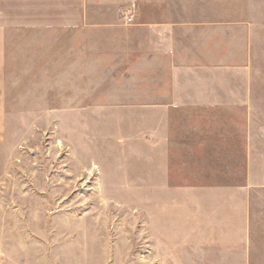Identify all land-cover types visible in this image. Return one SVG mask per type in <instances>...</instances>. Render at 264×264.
<instances>
[{
	"label": "crops",
	"instance_id": "obj_1",
	"mask_svg": "<svg viewBox=\"0 0 264 264\" xmlns=\"http://www.w3.org/2000/svg\"><path fill=\"white\" fill-rule=\"evenodd\" d=\"M206 5L0 0V147L27 117L141 110L156 264H252L264 226V76Z\"/></svg>",
	"mask_w": 264,
	"mask_h": 264
},
{
	"label": "rangeland",
	"instance_id": "obj_2",
	"mask_svg": "<svg viewBox=\"0 0 264 264\" xmlns=\"http://www.w3.org/2000/svg\"><path fill=\"white\" fill-rule=\"evenodd\" d=\"M204 2L250 26L252 74L264 76V0ZM100 111L27 117L0 147V264L157 263L146 228V116ZM258 232L252 264H264V226Z\"/></svg>",
	"mask_w": 264,
	"mask_h": 264
},
{
	"label": "built area",
	"instance_id": "obj_3",
	"mask_svg": "<svg viewBox=\"0 0 264 264\" xmlns=\"http://www.w3.org/2000/svg\"><path fill=\"white\" fill-rule=\"evenodd\" d=\"M124 19L126 20L127 23H131L133 21V17L131 14L125 15Z\"/></svg>",
	"mask_w": 264,
	"mask_h": 264
}]
</instances>
